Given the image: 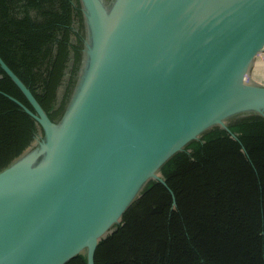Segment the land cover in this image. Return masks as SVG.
Returning a JSON list of instances; mask_svg holds the SVG:
<instances>
[{
    "label": "water",
    "instance_id": "water-1",
    "mask_svg": "<svg viewBox=\"0 0 264 264\" xmlns=\"http://www.w3.org/2000/svg\"><path fill=\"white\" fill-rule=\"evenodd\" d=\"M89 27L77 92L59 125L0 57L43 129L0 170V264H66L117 224L160 168L229 118L264 116L250 79L264 0H82Z\"/></svg>",
    "mask_w": 264,
    "mask_h": 264
},
{
    "label": "trees",
    "instance_id": "trees-1",
    "mask_svg": "<svg viewBox=\"0 0 264 264\" xmlns=\"http://www.w3.org/2000/svg\"><path fill=\"white\" fill-rule=\"evenodd\" d=\"M115 0H101L110 9ZM82 0H0V57L59 125L77 92L89 27ZM0 68V170L42 127ZM149 180L97 244L95 264H264V116L229 118ZM66 264H87L85 252Z\"/></svg>",
    "mask_w": 264,
    "mask_h": 264
},
{
    "label": "crops",
    "instance_id": "crops-1",
    "mask_svg": "<svg viewBox=\"0 0 264 264\" xmlns=\"http://www.w3.org/2000/svg\"><path fill=\"white\" fill-rule=\"evenodd\" d=\"M250 79L264 86V50L254 59L250 69Z\"/></svg>",
    "mask_w": 264,
    "mask_h": 264
}]
</instances>
